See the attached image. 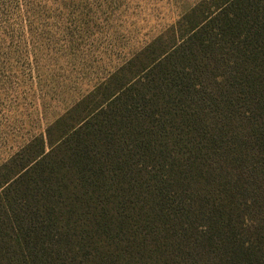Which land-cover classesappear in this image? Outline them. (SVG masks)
I'll list each match as a JSON object with an SVG mask.
<instances>
[{
	"label": "trees",
	"instance_id": "trees-1",
	"mask_svg": "<svg viewBox=\"0 0 264 264\" xmlns=\"http://www.w3.org/2000/svg\"><path fill=\"white\" fill-rule=\"evenodd\" d=\"M0 264H264V0H200L0 167Z\"/></svg>",
	"mask_w": 264,
	"mask_h": 264
},
{
	"label": "rangeland",
	"instance_id": "rangeland-1",
	"mask_svg": "<svg viewBox=\"0 0 264 264\" xmlns=\"http://www.w3.org/2000/svg\"><path fill=\"white\" fill-rule=\"evenodd\" d=\"M200 0H0V167Z\"/></svg>",
	"mask_w": 264,
	"mask_h": 264
}]
</instances>
